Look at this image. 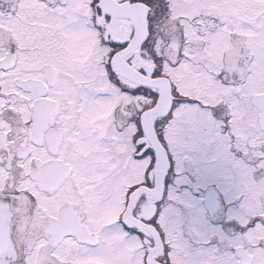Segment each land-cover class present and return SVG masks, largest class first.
I'll list each match as a JSON object with an SVG mask.
<instances>
[{"label":"snow or ice","instance_id":"1","mask_svg":"<svg viewBox=\"0 0 264 264\" xmlns=\"http://www.w3.org/2000/svg\"><path fill=\"white\" fill-rule=\"evenodd\" d=\"M0 264H264V0H0Z\"/></svg>","mask_w":264,"mask_h":264}]
</instances>
